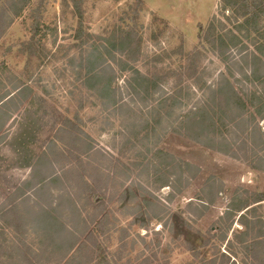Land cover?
<instances>
[{
	"label": "rangeland",
	"instance_id": "obj_1",
	"mask_svg": "<svg viewBox=\"0 0 264 264\" xmlns=\"http://www.w3.org/2000/svg\"><path fill=\"white\" fill-rule=\"evenodd\" d=\"M10 12L0 37V264H65L51 238L60 227L83 231L73 223L76 212L109 215L108 232L94 235L112 264H264V205H251L264 194V96L261 84L254 88L240 75L251 63L239 56L264 47V16L243 45L224 37L225 61L204 45L191 71L186 56L200 44V27L219 15L216 33L228 34L235 17H226L235 8L224 12L219 0H25ZM92 49L116 72L123 112L85 81ZM259 56L264 61V52ZM134 70L160 82L159 92L136 96ZM221 73L240 94L237 108L224 93L206 90L217 87ZM178 89L181 108L161 116L150 110ZM196 105L222 119L215 131L221 137L205 140L209 147L178 125ZM67 118L74 127H64ZM83 141L94 151L82 168ZM158 151L192 165L172 187H164L167 161L155 158ZM83 175L95 186L90 205L80 198L87 196ZM41 250L47 252L38 257ZM82 253L69 264H79Z\"/></svg>",
	"mask_w": 264,
	"mask_h": 264
},
{
	"label": "trees",
	"instance_id": "obj_2",
	"mask_svg": "<svg viewBox=\"0 0 264 264\" xmlns=\"http://www.w3.org/2000/svg\"><path fill=\"white\" fill-rule=\"evenodd\" d=\"M25 0H5L4 4L8 8H6L4 5L1 6V12H0V37L5 32V29L7 28L8 22L5 23L6 19H11L12 16H9L10 11H14L15 8L18 5H22ZM219 7L222 11L228 12L229 9L235 8V14H232L231 17H226V20H230L233 16L235 17V25L233 30H230L228 34H219L216 33V29L219 28V26L222 27V20L221 17L214 16L210 23L204 28L200 27V30L204 32V34L198 35V39L200 44H198L197 47L193 49V51L189 54H187L186 59L189 63V66H191V71H195L196 66L199 62L202 61V51L205 46L207 45L209 49H212L215 51V54L219 59H222L221 61H225L228 59V50L227 45L225 43V36H229L228 40H230V43L234 46L236 45H243V37L246 39L250 38L251 33V26H254L253 30L257 31L258 29V23L262 20V17L264 16V0H219ZM78 17L81 19L82 13L81 9L78 5L74 6ZM256 11V13H254ZM12 15V14H11ZM223 17V16H222ZM239 18L242 19V21L239 22ZM234 32V33H233ZM122 35L124 34V38H130L132 36V32L124 33L120 32ZM237 33V34H235ZM243 33V36H239ZM264 38V37H263ZM252 39V38H251ZM253 41V40H252ZM259 51L264 52V47L257 46L254 48V50L248 51L244 50L240 52V63L248 66V60H250L251 67L249 68V72H245L240 70V75L244 77V79L249 81V84L252 87H257L258 85H262L261 95L264 96V61L259 56ZM88 58L86 61L88 62V68L85 75V81L94 83L95 86H90L91 89H93L96 94L100 95L101 97H104L107 99V106L111 107L114 112L122 111L126 108H128V105L124 101L123 98L117 96V89L113 86L114 80L116 79V72L109 60H106L104 58L100 57V54L96 49H92L88 54ZM99 61L95 63L97 60ZM112 61H115L114 57H111ZM120 64H122V61H119ZM90 64L93 65L90 67ZM124 69V68H122ZM134 75L139 79L138 84H136V87H132L133 93L136 96H139L140 93H146L149 92L153 94H157L159 92L160 88V82L158 81H151L148 80L146 76L143 74H140L138 70L133 71ZM112 77H111V76ZM221 79L217 84V87L214 88L208 85L207 91L209 94L214 96L215 94L218 95H224L226 96V99L228 103L231 105H234L235 108L240 105V94L238 90L236 89L235 85L230 82L228 77L221 73ZM250 78V79H249ZM236 79V78H235ZM92 90V91H93ZM189 91V90H188ZM195 88L193 89L192 93L195 92ZM183 90L178 89L170 92L169 94H164L162 97H160L156 102L155 105L150 108V110H153L158 116L160 115V111H172L174 108H181L182 103L178 100V96L181 97ZM163 93V92H161ZM255 93V94H254ZM253 94L250 93V96L255 97L256 92ZM193 95V94H192ZM186 97L189 98V93L186 94ZM262 111V110H260ZM167 113V114H168ZM236 118V114H233V118ZM160 118V117H159ZM179 122V127L184 126L183 124H186V130L190 135V139L193 142H197L199 144H203L207 146L206 142L216 141L217 137H221V135L215 134V131L218 129V121L222 123V119L218 116L209 115L205 109L204 105H196L192 107L190 110H188L185 114V119L183 120V117L181 116ZM261 120H264V114L261 116ZM240 120H238V123ZM223 124V123H222ZM146 124L145 127L148 128ZM237 125V124H236ZM132 128H139L141 127L140 123L138 124H130ZM64 127L66 128H72L74 125L72 124L71 120L69 118L65 119ZM206 140V142H205ZM84 142V148L82 150V157L78 158V166L83 168V157L87 158L93 151L94 148ZM209 145V144H208ZM159 155V157H158ZM158 160H165L167 161V166H164V187H172V181L173 179H179L183 173L189 172V170L192 168V165L188 162H175L173 156L164 153L162 151H158L155 158ZM82 175V174H81ZM57 179V178H55ZM80 184L84 186L86 190L85 192H82L81 194H84L83 196H80L81 199H83L85 202L89 203L90 205L91 201L95 197V186L93 184L92 177L86 178L84 175L80 178ZM201 205L205 206V203H202ZM251 205H264V194L258 193L256 196H254L253 202ZM249 205V206H251ZM249 206H247L244 209L239 210L238 212L242 213L239 215L238 220L242 219L244 216V213H246L249 209ZM254 207V206H253ZM17 206L10 207L8 211L10 213L16 212ZM243 216V217H242ZM76 221V222H75ZM73 222V220H72ZM76 227L83 226V231L79 232L78 234L74 231L71 232V229L63 228V231L60 230L62 227H60V230L57 229V236H53L51 239L54 242H58L62 246L63 252H61V258L63 259L65 264H69L72 262H76L75 255L81 254L79 258V264H112L108 254L105 252V246H103L100 242H98L96 236L94 235V232H97L99 235H105L108 232L110 223V217L108 214H104L102 216L96 217L90 216L89 218H83L80 212H76V218L73 222ZM90 223H92V229L87 232V234H84L85 231L90 229L88 226ZM57 224H59L57 222ZM64 226V225H63ZM245 226V225H243ZM75 226H72V228H76ZM13 230L17 232L16 228L13 227ZM84 235V238L82 237ZM259 239V238H258ZM107 239H105L106 241ZM61 250V251H62ZM44 252L46 253L47 250H41L40 254H37L38 257H43ZM83 254H85V257L83 258ZM210 261V260H209ZM206 261L207 264L210 262Z\"/></svg>",
	"mask_w": 264,
	"mask_h": 264
}]
</instances>
